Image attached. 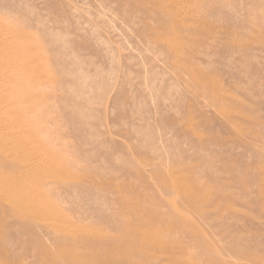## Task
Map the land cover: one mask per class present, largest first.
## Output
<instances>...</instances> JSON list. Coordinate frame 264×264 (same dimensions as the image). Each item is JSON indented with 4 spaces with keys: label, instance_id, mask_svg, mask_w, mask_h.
<instances>
[{
    "label": "rangeland",
    "instance_id": "obj_1",
    "mask_svg": "<svg viewBox=\"0 0 264 264\" xmlns=\"http://www.w3.org/2000/svg\"><path fill=\"white\" fill-rule=\"evenodd\" d=\"M1 24L40 82L0 95L32 149L0 150V264H264V0H0Z\"/></svg>",
    "mask_w": 264,
    "mask_h": 264
},
{
    "label": "bare ground",
    "instance_id": "obj_2",
    "mask_svg": "<svg viewBox=\"0 0 264 264\" xmlns=\"http://www.w3.org/2000/svg\"><path fill=\"white\" fill-rule=\"evenodd\" d=\"M13 31L9 28L7 29L2 24L0 25V95L1 92L8 93L10 101L15 100L14 103L17 104L24 97L26 90L30 87L29 85H36L39 79L38 74L35 76L38 70L35 64L37 60L31 52V48L33 49V47L30 46V43L27 44L26 41L28 40L23 39ZM3 102L0 101V105L7 107L10 111L13 103L4 104ZM14 108L21 110V106H15ZM20 134V131L10 127L6 122V117L0 116V150H8L6 148L8 147L9 149L23 152L32 151L30 141L27 137L21 138ZM40 159L36 163L38 168L42 167V164L45 163L42 161L43 159ZM144 233L143 235H145ZM115 259L117 258L115 257Z\"/></svg>",
    "mask_w": 264,
    "mask_h": 264
}]
</instances>
